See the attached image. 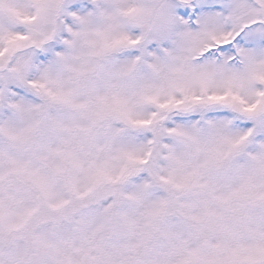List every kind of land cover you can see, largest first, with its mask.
<instances>
[{
	"label": "snow or ice",
	"instance_id": "6c2138e0",
	"mask_svg": "<svg viewBox=\"0 0 264 264\" xmlns=\"http://www.w3.org/2000/svg\"><path fill=\"white\" fill-rule=\"evenodd\" d=\"M0 264H264V0H0Z\"/></svg>",
	"mask_w": 264,
	"mask_h": 264
}]
</instances>
